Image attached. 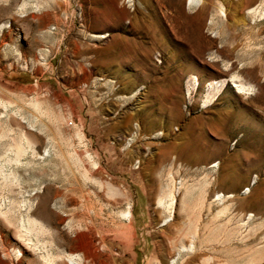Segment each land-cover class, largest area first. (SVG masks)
<instances>
[{"label":"rangeland","instance_id":"rangeland-1","mask_svg":"<svg viewBox=\"0 0 264 264\" xmlns=\"http://www.w3.org/2000/svg\"><path fill=\"white\" fill-rule=\"evenodd\" d=\"M263 5L0 0V264H44L28 243L53 264H68L62 252L81 264H264V15L247 14ZM234 72L252 95L229 85L208 106L202 89L187 95L191 75ZM192 149L197 162L183 156ZM179 183L163 223L157 199ZM26 212L46 231L23 239Z\"/></svg>","mask_w":264,"mask_h":264},{"label":"bare ground","instance_id":"bare-ground-1","mask_svg":"<svg viewBox=\"0 0 264 264\" xmlns=\"http://www.w3.org/2000/svg\"><path fill=\"white\" fill-rule=\"evenodd\" d=\"M198 0H189V6L192 4V3H196ZM199 3V2H198ZM264 6V5H263ZM261 7V6H260ZM259 6H255L253 8H250L247 10V14L250 15L253 19L255 18V16L257 15H264V9L261 10ZM220 13L224 15V10L221 9L220 10ZM262 17V16H261ZM216 59L218 58L217 56L215 57ZM214 58V59H215ZM215 59V60H216ZM223 67V70H227L228 67H229V63H226V62H222V66ZM229 85H231L238 93H241V94H244V95H252V92L254 90V86H252L251 84L249 83H245L241 77L234 72V74H232L229 79H223V80H220V81H214V80H211V81H201L199 80L198 76H195V75H191L190 77H188L187 81H186V90H187V95L189 96L190 92L193 91V90H198V89H202V91L205 93L204 94V105L205 106H208V105H211L217 98V96L223 92ZM36 103V102H35ZM35 106H37V104H34ZM2 106V105H1ZM37 108V107H36ZM39 109V108H38ZM242 116V113L238 112L236 114L233 115V117L231 118V120H229V125L227 126H224L223 124H217V123H214V130L216 132L217 135H221L222 137H227L233 130V128L235 127V125L237 124V121L238 120H241ZM224 119V118H223ZM222 120V119H221ZM220 120V122H221ZM223 123V122H222ZM20 133V132H19ZM25 136H27L26 134H24ZM25 136L22 135V138L21 140L26 143L28 145V148L30 147V139L28 140ZM35 139V138H34ZM18 140V139H16ZM221 140V139H220ZM16 143V142H14ZM21 142H19L20 144ZM25 145V144H24ZM26 145V146H27ZM32 145V144H31ZM11 149V148H10ZM14 149V148H12ZM16 149V148H15ZM9 150V148H8ZM31 151L33 153V150L31 148ZM35 151V150H34ZM7 152V151H6ZM12 152V151H11ZM195 152H197L196 149H192L191 152H188V150H183V156L188 158L190 162H197L198 161V158L196 157L195 155ZM26 153V149L24 148V146H19L17 147L16 149V153H15V158H12L14 159L16 162H18L20 156H23L24 154ZM45 154H47V150L45 151ZM13 157V156H12ZM10 159V157L8 158ZM76 160V159H75ZM14 162V161H13ZM15 162V163H16ZM79 162V161H78ZM81 162V161H80ZM11 163V162H10ZM19 163V162H18ZM7 164V163H6ZM12 164V163H11ZM14 164V163H13ZM217 164H213L209 169H213L215 170V168L217 167ZM17 165V163H16ZM90 165H94V164H90ZM95 166V165H94ZM20 169V168H19ZM83 169H81L82 171ZM86 170V169H85ZM84 171V170H83ZM82 171V172H83ZM14 172V171H13ZM3 173V172H2ZM84 173V172H83ZM86 173V172H85ZM84 173V174H85ZM4 174V173H3ZM11 174V173H10ZM88 174V172H87ZM7 175V174H6ZM83 175V174H82ZM86 175V174H85ZM9 176V175H8ZM11 176L12 174L10 175V179H11ZM14 177L16 175H13ZM12 176V178H13ZM81 176V174H80ZM2 177V176H1ZM0 177V178H1ZM7 177V176H6ZM86 177V176H85ZM82 178V177H81ZM92 178V177H91ZM89 178V179H91ZM15 179V178H14ZM17 179V178H16ZM3 180H4V175H3ZM6 181V180H5ZM7 181L8 178H7ZM12 181V180H11ZM16 181V180H15ZM18 181V180H17ZM96 181V180H95ZM10 182V181H9ZM107 188L109 190V193L111 195H114L116 193V189L109 183H107ZM96 185V184H95ZM106 185V184H105ZM182 188V185L181 183H179L178 187H176L173 191L172 190H169V188L167 189L166 193L161 196V197H158L157 199V204L158 206H161L163 208L166 209V211L169 213L167 218L163 221V223H165L166 221H168L171 217V213L173 211V208L174 206L176 205V198L175 196H178L180 194V190ZM185 189V188H184ZM188 189V187L185 189L184 193L186 192V190ZM58 193V192H57ZM56 193V194H57ZM187 194V192L185 193ZM60 195V194H59ZM110 195V196H111ZM58 196V195H57ZM95 196V195H94ZM233 195H227V196H224V194H218L216 197H215V201L219 202V203H222L225 198H228V197H232ZM86 199V198H85ZM23 202V201H22ZM21 202V203H22ZM29 204V203H27ZM23 205H25V203H23ZM31 205V204H30ZM29 205L27 211H29V209L31 208V206ZM54 205V204H53ZM20 207V206H19ZM56 207V206H55ZM11 208V207H10ZM26 208V207H25ZM60 208V207H58ZM73 208V207H72ZM225 210V209H224ZM21 211V210H20ZM23 211V210H22ZM9 212L10 211H7V212H4V213H0V219L4 220L5 222L7 221V218H10L9 217ZM223 212V211H222ZM38 213H40V216L42 217H49V211L47 210L46 206L44 205H41L39 207V210H38ZM78 213V212H77ZM61 214V213H60ZM98 214V212H97ZM38 215V214H37ZM120 215H122V217L124 219H129L131 213H130V206L128 205L127 207V210L123 213L120 212ZM21 216V214L19 215ZM73 216V215H72ZM79 216V215H78ZM39 217V216H38ZM250 217V216H249ZM17 218V217H16ZM122 218V219H123ZM12 219H13V216H12ZM3 221V222H4ZM11 221H14V220H11ZM10 221V222H11ZM18 221V220H17ZM1 223V222H0ZM12 223V222H11ZM14 223V222H13ZM19 223V233H23L21 235H23V239L24 237H28V235L32 232V231H46L44 225L40 222V221H37L36 219L30 217L28 215V212H26V215H22L20 217V221L18 222ZM4 225V224H3ZM10 226V224H9ZM15 226V225H14ZM72 228V227H71ZM20 235V238H22ZM31 235V234H30ZM85 236V234H84ZM27 239V238H26ZM22 240V239H21ZM77 240V239H76ZM26 241V240H25ZM29 241V239L27 240ZM80 243V242H79ZM28 245H31L32 246V251L35 252L36 254L39 255V257L41 258V260L43 261L44 264H53V258L51 255H49L47 253L46 250H44L43 248L39 247V245H34L33 243H28ZM89 246V245H88ZM186 246V245H185ZM182 246L180 247V252H187V253H193L194 251V248L191 245L189 246ZM80 247V246H79ZM92 248V247H90ZM81 250V249H80ZM46 251V252H45ZM60 253V252H59ZM180 254V253H179ZM12 255H13V258L14 259H18L20 256H21V251L15 249L13 252H12ZM61 257V256H59ZM62 257L63 259H65L66 263L68 264H81V262L83 261V258L80 254H70V253H65V252H62ZM58 258V257H57ZM178 258V254L176 257H174L172 259V261L170 262V264H174L175 260ZM20 259V258H19ZM56 260V259H55ZM86 262V261H85Z\"/></svg>","mask_w":264,"mask_h":264}]
</instances>
